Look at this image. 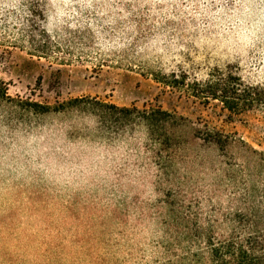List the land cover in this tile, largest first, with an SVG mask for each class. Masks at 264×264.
<instances>
[{"label":"rangeland","instance_id":"rangeland-1","mask_svg":"<svg viewBox=\"0 0 264 264\" xmlns=\"http://www.w3.org/2000/svg\"><path fill=\"white\" fill-rule=\"evenodd\" d=\"M217 71L264 89L260 0H0V264H264V107L161 83ZM85 97L178 119L27 104Z\"/></svg>","mask_w":264,"mask_h":264},{"label":"trees","instance_id":"trees-1","mask_svg":"<svg viewBox=\"0 0 264 264\" xmlns=\"http://www.w3.org/2000/svg\"><path fill=\"white\" fill-rule=\"evenodd\" d=\"M216 75L210 76L205 82L195 81L191 84L187 83L186 75L181 79L173 76V81H162L161 83L172 88L185 89L191 96L201 100L204 103L210 101L221 102L223 107L232 114H241L245 111L254 109L257 106L264 107V89L246 85L240 78L223 71H217ZM0 99H10L8 89L4 82L0 80ZM33 109H38L42 113H66L73 110L90 108L98 117H111L122 114L130 117L134 114L141 115V120L150 129H157L161 125L170 123L171 119L177 120V116L173 115L162 108L145 109L138 108H120L116 105L104 103L97 98L85 97L72 99L68 102L59 103L56 106H42L34 103H27ZM37 111V110H36ZM182 119V118H181ZM167 139L170 140V138ZM235 255L241 259L249 258V252L241 244H235Z\"/></svg>","mask_w":264,"mask_h":264},{"label":"clouds","instance_id":"clouds-1","mask_svg":"<svg viewBox=\"0 0 264 264\" xmlns=\"http://www.w3.org/2000/svg\"><path fill=\"white\" fill-rule=\"evenodd\" d=\"M261 3H264V0H260Z\"/></svg>","mask_w":264,"mask_h":264}]
</instances>
